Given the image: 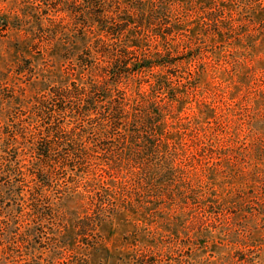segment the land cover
<instances>
[{
    "label": "rangeland",
    "instance_id": "obj_1",
    "mask_svg": "<svg viewBox=\"0 0 264 264\" xmlns=\"http://www.w3.org/2000/svg\"><path fill=\"white\" fill-rule=\"evenodd\" d=\"M165 2L157 31L175 26L177 64L124 86L140 94L150 89L147 83L160 82L154 94L167 103L159 131L166 157L145 159L140 172L93 168L86 178H94L98 195L87 192L93 183L68 188L79 163L55 172L61 182L51 191L56 219L47 232L53 241L35 239L32 252L30 246L16 248L17 259L264 264V0ZM0 14L10 25L0 37V99L10 102L0 105V124H8L12 115L29 113L13 104L15 97L30 106L50 87L80 79L72 63L83 46L64 56L62 41L38 44V31L49 22L31 5L4 0ZM146 45L152 50L157 42L150 38ZM14 255L0 249V264H19Z\"/></svg>",
    "mask_w": 264,
    "mask_h": 264
},
{
    "label": "trees",
    "instance_id": "obj_2",
    "mask_svg": "<svg viewBox=\"0 0 264 264\" xmlns=\"http://www.w3.org/2000/svg\"><path fill=\"white\" fill-rule=\"evenodd\" d=\"M16 1L47 17L49 25L39 29L38 44L62 41L64 56L80 43L83 48L72 63L80 79L50 87L30 106L15 97L13 104L26 107L29 115H12L11 123L0 124V232H5L0 249L8 256L16 248L30 246V252L35 251L37 238L53 241L47 231L53 230L56 219L51 191L61 180L54 177L55 172H69L71 163H79L74 185L68 187L71 190L94 184V178L86 176L95 167L107 172L125 166L129 172H140L145 159L166 157L159 131L167 103L154 94L160 82L147 83L150 89L140 94H129L124 85L177 64L171 44L177 35L175 26L168 23L170 31H157L166 0ZM9 29V22L0 14V37ZM150 38L157 42L152 50L146 45ZM4 91L0 84V98ZM164 97L171 99L170 93ZM4 102L9 100L0 99V105ZM68 115L70 119L59 121ZM29 151L31 155L26 153ZM138 156L141 160L129 164L128 157ZM94 185L87 192L98 195ZM29 258L13 263L32 264V256Z\"/></svg>",
    "mask_w": 264,
    "mask_h": 264
}]
</instances>
